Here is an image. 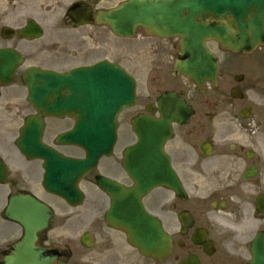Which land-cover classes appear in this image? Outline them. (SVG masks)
<instances>
[{
	"label": "flooded vegetation",
	"instance_id": "1",
	"mask_svg": "<svg viewBox=\"0 0 264 264\" xmlns=\"http://www.w3.org/2000/svg\"><path fill=\"white\" fill-rule=\"evenodd\" d=\"M79 3L90 6L93 16L106 10L87 0L72 4ZM56 5V0H43L39 9L49 16ZM48 16L35 19L42 28L37 39L19 38L15 26L10 39H0L2 47L11 48L21 59L12 81L0 84V264H17L11 262L14 248L27 247L24 226L6 214L13 197L32 198L49 208L47 228L36 233L33 244L51 259L48 264H248L249 243L264 232V47L234 53L208 41L216 72L212 79L195 85L174 73L180 50L177 39L156 38L137 28L129 44L123 40L114 44L104 24L75 26L66 15L62 21ZM104 59L136 80V102L117 117L112 156L101 169L74 183L84 195L82 213H77L76 206L46 191L43 163L26 160L15 146L26 120L39 116L25 99L21 78L29 68L66 73ZM167 91L177 102L157 103ZM159 106H182L189 111L185 122H170L171 137L162 146L186 198L167 186L156 188L158 195L144 198L145 207L160 218L168 235L170 249L162 260L142 255L121 232L94 223L91 213L93 191L108 201L95 187L97 175L125 187L133 185L122 167L125 146L135 140L131 121L143 113L157 121ZM38 119L41 141L63 157L76 158L75 146L57 142L74 122L44 114ZM84 235L89 237V247L80 242Z\"/></svg>",
	"mask_w": 264,
	"mask_h": 264
},
{
	"label": "water",
	"instance_id": "2",
	"mask_svg": "<svg viewBox=\"0 0 264 264\" xmlns=\"http://www.w3.org/2000/svg\"><path fill=\"white\" fill-rule=\"evenodd\" d=\"M216 0H130L122 5L118 10L112 11L102 17L103 21L108 22L113 31L119 35H131L134 25H143L151 29L156 34L167 32L170 35H180L184 50L189 53L188 62L192 70H198L200 66L196 61L195 49L200 45L203 38L209 35H217L218 38L225 44L229 45L232 38H236V45L244 47L250 46L256 41L264 39V0H252L250 5L238 4L243 6L248 13H237L235 10V19L237 29L235 32H227L224 30L212 29L207 24L209 16L213 11H207L206 5H211ZM219 6L227 5L231 0H217ZM236 5V6H238ZM226 11H230V6H225ZM247 7V8H246ZM224 13L214 14L213 16H223ZM74 87L65 84V93L79 95ZM64 101V100H63ZM63 102H61L62 106ZM127 102L117 105L116 110L121 108ZM72 109H61V111H72L78 114L79 121L84 122L86 111L82 106L75 105ZM116 112V111H115ZM113 113V115L115 114ZM112 115V116H113ZM149 124L147 123V128ZM146 127V126H141ZM141 135V133H139ZM96 146H92V149ZM152 150L151 135L146 133L140 137V144L137 145L134 151L129 153L130 158L136 154L141 160L150 157ZM146 169L136 172L130 167V175L140 185V190H135L138 193H143L155 184L151 172L148 170L149 161L146 162ZM139 187V186H138ZM35 214V210L32 212ZM39 213V212H38ZM37 213V214H38ZM109 221L118 225H123L128 228L131 234H139L140 239L147 247L151 245L157 246L159 238L153 239V234L158 231L154 221L147 217L138 206L136 197L128 194L123 199H116L108 218ZM252 264H264V242L261 246H255L254 260Z\"/></svg>",
	"mask_w": 264,
	"mask_h": 264
},
{
	"label": "rangeland",
	"instance_id": "3",
	"mask_svg": "<svg viewBox=\"0 0 264 264\" xmlns=\"http://www.w3.org/2000/svg\"><path fill=\"white\" fill-rule=\"evenodd\" d=\"M3 1H4V0H3ZM117 1H119V0H117ZM117 1H116V2H117ZM4 5H5V4L2 2V0H0V12H3V9L5 8ZM3 13H4V12H3ZM19 13H20V12H19ZM93 211H94L95 215H98L97 207H94V208H93Z\"/></svg>",
	"mask_w": 264,
	"mask_h": 264
}]
</instances>
